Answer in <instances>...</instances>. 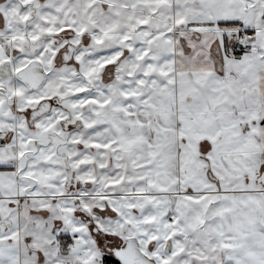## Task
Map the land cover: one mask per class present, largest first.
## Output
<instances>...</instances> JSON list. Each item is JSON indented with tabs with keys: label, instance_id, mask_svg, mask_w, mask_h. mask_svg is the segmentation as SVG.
I'll list each match as a JSON object with an SVG mask.
<instances>
[{
	"label": "snow or ice",
	"instance_id": "6c2138e0",
	"mask_svg": "<svg viewBox=\"0 0 264 264\" xmlns=\"http://www.w3.org/2000/svg\"><path fill=\"white\" fill-rule=\"evenodd\" d=\"M0 264H264V0H0Z\"/></svg>",
	"mask_w": 264,
	"mask_h": 264
}]
</instances>
